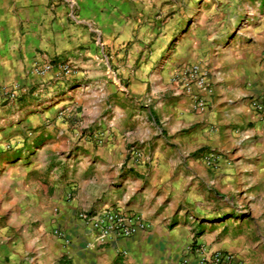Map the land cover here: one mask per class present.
<instances>
[{
  "label": "crops",
  "instance_id": "crops-1",
  "mask_svg": "<svg viewBox=\"0 0 264 264\" xmlns=\"http://www.w3.org/2000/svg\"><path fill=\"white\" fill-rule=\"evenodd\" d=\"M140 1L0 0V91L30 89L0 95V264H183L197 257L191 245L264 264V125L252 106L264 95V0H209L198 26L167 33L157 71L153 55L133 70L137 44L124 61L101 60L126 54ZM64 63L72 76L59 74ZM194 63L208 90L186 91L181 72ZM239 191L262 209L209 218L224 210L218 193ZM87 204L149 227L97 243L78 216Z\"/></svg>",
  "mask_w": 264,
  "mask_h": 264
},
{
  "label": "rangeland",
  "instance_id": "rangeland-1",
  "mask_svg": "<svg viewBox=\"0 0 264 264\" xmlns=\"http://www.w3.org/2000/svg\"><path fill=\"white\" fill-rule=\"evenodd\" d=\"M56 3H59L58 6H62L61 0H54ZM53 3V0H52ZM142 5L141 10L139 11H130L127 17V20H132L133 23L137 26V33L134 36V39H131L126 46V54L119 55L118 52H110L105 56L104 53L99 56L101 60L104 57H107L110 62L112 60H121L124 61L129 58L128 55L129 50L131 49L133 44H137L138 47H143L140 49V52L135 53V56H138V60L133 65V70H140L142 69V65L146 63V61H141L142 57H151L156 56L157 62L155 65L154 71L160 69L161 65L163 64L167 49L163 48V40L168 32L175 31L177 34L182 31L188 32L191 28H195L199 25L198 19L205 12H208L212 9V2L209 0H149V1H140ZM57 7V6H56ZM76 19V18H75ZM92 24V29H95V24ZM143 30V31H141ZM145 30V31H144ZM142 32V33H140ZM138 34H141L138 38ZM153 36L150 39L149 37ZM92 37H96L95 33L93 32ZM94 41V40H93ZM147 42V43H146ZM145 44L144 46L142 44ZM154 46V48H152ZM146 52L148 54H146ZM90 58V57H86ZM71 67L72 72L68 76L63 73L60 75L64 77H69L74 74L75 69L72 67L71 63H64ZM63 64V65H64ZM144 67V66H143ZM125 70H127L125 68ZM79 81V83L77 82ZM82 83V81L73 80L72 85H77ZM36 97L39 96V93L36 92ZM115 95L108 96V100L106 104H115L119 102ZM61 161H52L50 164V169L58 166ZM220 198L218 199L219 207L224 209L223 211L218 212V217L212 215L209 217L211 220L215 218H222L223 216L233 217L232 213L236 211L238 215H245L248 212L251 213H258L262 208L260 207V201L258 199L252 200L247 192L239 191L238 193H218ZM214 196H207L206 201L207 204L213 200ZM252 204L256 206L255 211H252ZM81 205V204H80ZM251 206V207H250ZM86 209L87 212H93L96 210L93 208V205L87 204L86 206H79L78 211H82ZM1 211V210H0ZM220 213V214H219ZM252 216V213H251ZM249 220L252 217H248ZM249 220L246 222L248 223ZM2 219H0V229L3 227ZM30 254H33L32 252ZM26 260V259H25ZM25 260H21L18 264H24Z\"/></svg>",
  "mask_w": 264,
  "mask_h": 264
},
{
  "label": "built area",
  "instance_id": "built-area-1",
  "mask_svg": "<svg viewBox=\"0 0 264 264\" xmlns=\"http://www.w3.org/2000/svg\"><path fill=\"white\" fill-rule=\"evenodd\" d=\"M54 69V65L47 63L43 66H36L35 74H47ZM59 74L66 76L71 74L72 69L67 64L58 66ZM182 80L187 92L192 93L194 87L200 90H208L209 71L201 63H194L185 67L182 72ZM30 89L21 84L12 86H4L0 95L7 101H15L23 95L28 94ZM252 106L258 115L259 120L264 125V95L256 97L252 101ZM206 164L213 166L220 160V154L209 152L203 157ZM79 219L90 229L97 243L104 244L109 241L118 239H127L134 236L138 231L145 230L149 225L138 215H125L119 210L112 208H103L93 212L83 211L78 214ZM57 235L69 243V239L61 230L57 231ZM190 250L196 251L197 257L191 259L185 257L183 264H244L234 254L226 251L206 252L201 247L191 245Z\"/></svg>",
  "mask_w": 264,
  "mask_h": 264
}]
</instances>
